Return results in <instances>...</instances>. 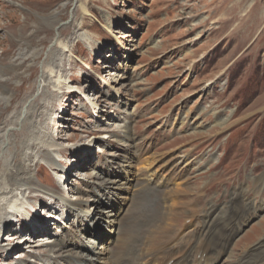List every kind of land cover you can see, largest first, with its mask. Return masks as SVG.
I'll return each instance as SVG.
<instances>
[{"label":"rangeland","instance_id":"obj_1","mask_svg":"<svg viewBox=\"0 0 264 264\" xmlns=\"http://www.w3.org/2000/svg\"><path fill=\"white\" fill-rule=\"evenodd\" d=\"M2 68L0 177L3 162L29 147L44 163L35 181L53 195L89 198L93 183L100 191L117 183L115 195L124 196L128 178L147 181L144 172L155 170L168 185L136 200V242L169 190L170 235L180 247L202 238L210 264L264 262V0H0ZM28 138L54 139L48 150L65 170L39 160ZM41 196L25 220H61L36 235L48 244L68 236L65 250L80 249L83 221L57 200L49 209L55 196ZM21 225L4 226L7 241ZM32 230L28 224L0 264H33L48 250L26 246Z\"/></svg>","mask_w":264,"mask_h":264},{"label":"bare ground","instance_id":"obj_2","mask_svg":"<svg viewBox=\"0 0 264 264\" xmlns=\"http://www.w3.org/2000/svg\"><path fill=\"white\" fill-rule=\"evenodd\" d=\"M107 30L109 32L111 31L110 28ZM16 64L17 63H13L8 70L15 71L17 69ZM17 66L19 69H22L23 67L20 65ZM0 71L3 75H5L4 77L1 75L3 79L1 81L4 83H0V85L4 87L5 84H7L6 81H8L6 76V72L8 71L5 68L0 69ZM60 78L61 77H57L55 84ZM62 83H57V86L60 87ZM63 85L67 86L69 89L72 88L69 84L64 83ZM5 89H7L6 86ZM28 139L27 141L30 144L32 138ZM33 142H35V144ZM32 143L34 146L39 145L37 148L38 151L36 152L39 160L47 162L51 167L53 166L52 168L58 173L65 170L61 169L63 168L62 164H58L54 154L48 150L58 146L54 139L43 142V140H39L38 138L37 140L32 141ZM29 146L30 145H28V147ZM29 148L24 149L20 156L16 155L11 158L9 163V160L3 162L4 171L3 174L1 173L2 176L0 177V236L2 234L4 236V232L6 231L4 230V226L6 224H12L14 221L22 224L20 230L15 232L16 234L11 238L12 240L10 242L7 241L9 237L5 236L3 237L5 240H0V256L6 252L7 256L4 257L6 258L5 262L9 261L12 251L15 249L13 247L14 242L19 240V234H21L29 224L33 230L31 231V237H25V241H29L26 246L29 248L48 247V250H42V252L36 254L39 257H35L36 255H34L36 260H34L33 264H42L41 261L44 260L42 256L52 259L53 263L51 264H188V258L194 253L198 258V264L211 263V261H209V245L206 243L205 239L200 238L196 242L180 247V243L177 244L178 242H176L177 237L175 233L170 235L171 230L174 229L172 228V224L173 221L176 220L173 218L176 212L172 209L171 203L173 200L171 201L172 195L169 190H164L161 196L160 207L162 205V211L160 210V215L156 219L153 218V220L147 224L148 227H146L147 225L145 226V236L142 237L139 242H136L134 239V231L138 225L136 221L137 218L133 215V208L137 202L136 200L144 195H149L148 193L161 192V190L168 185L165 184V182L163 183V178H158L157 171H145L144 174H147V178H149L147 181L141 179L139 174L135 175L133 178H128L127 181L129 182V185L127 189H129V191L127 192L129 193H125L124 196L115 195L113 189H119L120 187L114 181H111V183L115 184H113L110 189H105L104 191L99 190L101 183H93V185L86 190V193L89 194V198H72L67 194L60 193L53 195L54 192L46 187L44 188L35 181L36 172L40 171L44 163L40 161H33L32 152H30ZM55 150H58L60 153L63 152L61 151L62 149ZM150 164L151 163H146L145 168L151 169ZM49 174L50 172H47V175ZM63 179V182L65 183V181H68L69 177H65ZM28 192L31 195L28 194ZM33 192L39 193L38 195L36 194L38 199L43 198L41 196L43 194H47L48 197L51 196L49 199H52V196H55V199L52 201L53 204L51 203L48 207L49 209H56L55 200H57L62 203L63 210H66L69 215L74 214V217H76L80 222L83 221V223H81L82 229H79V233L81 232L79 236L81 235L82 238L81 243H78L81 246L80 249L65 250L70 239L68 236L59 239L57 242L53 241V243L50 242V244H48L47 241L50 238L46 239L44 237L47 236L36 235L39 234L38 231L45 232L50 224V226H53L54 224L57 225L58 221L61 219L57 216V214H55V216L50 215L52 223L50 221L42 223V221H36L37 219L31 222L25 220V217L28 216V205H31L32 199L37 200V198L34 199L35 193ZM25 197L27 198V201H24L23 198ZM140 199L142 200V198ZM107 202L110 203L109 211L101 209V203L103 204L102 207H104V204ZM256 208H258L257 210L260 209V207ZM211 211L212 209H210V214ZM186 216L190 219L189 227H191L195 221V214L189 211ZM22 217H24V219ZM100 226H104L105 231L104 229L96 231V228ZM162 230H167L169 233H165L164 235L158 233L153 236L155 233L161 232ZM57 231H59L58 228L55 232ZM55 232L51 235L58 236ZM110 236L112 237L109 238ZM30 242L33 244L29 245ZM16 245L18 246V244ZM20 253H22L20 255H23V251ZM24 255L26 256L27 254ZM22 262H24L23 264H28L26 260H23ZM260 264H264V262H261Z\"/></svg>","mask_w":264,"mask_h":264}]
</instances>
